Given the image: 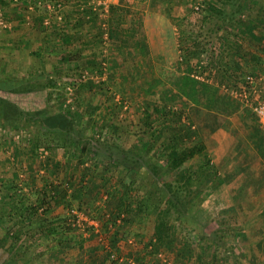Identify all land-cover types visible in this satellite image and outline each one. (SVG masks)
Listing matches in <instances>:
<instances>
[{"label":"trees","instance_id":"obj_1","mask_svg":"<svg viewBox=\"0 0 264 264\" xmlns=\"http://www.w3.org/2000/svg\"><path fill=\"white\" fill-rule=\"evenodd\" d=\"M246 7H248L246 0H202L199 10L194 8L191 12V14L198 16L199 24L192 23V20L189 21L190 17L186 19L176 17L177 19L172 20L179 27L177 29L180 34L189 31L188 33H193L195 37L185 40L179 38V58H181L180 63L183 73L173 76V86L171 85V88L163 86L164 92L161 96V103L160 101L145 102L141 119L145 126V132L140 135L141 137L143 135L147 136L153 141L150 153L147 152V156L138 155L133 149L126 150L118 144H112L107 139L108 135L113 134L114 141H118L117 130L113 124V117L116 112L110 111L103 100L101 102L96 101L97 97L104 95L102 94L104 91L103 86H95V90L88 89V84L82 79L83 72H79L76 86L81 91L83 100L75 104L76 108L73 106L75 102H70L69 105H71L72 110H69V120L66 119V122H62L63 118L59 119L62 116L60 114L52 117L56 120L55 126L60 125V129H62L63 141L60 142L57 138H51L52 135L50 134L43 135L45 139L37 140L34 149L36 151L34 152H48L49 154L44 156V160L40 153L35 155L34 167L37 170L42 167L51 168L55 165V151L62 146L71 144L73 148L80 152L79 158L82 159L80 164L83 165V168L67 172L66 182L62 184L57 179L59 167L56 168L55 166L54 180L47 185L48 188H44L43 194L36 204L26 206L24 198L16 191L13 194L16 198H10L6 206L0 211V225H5L8 221L17 218L19 225L22 226L20 233H25V228H32L33 226L41 229V231L42 228L45 229L46 232L42 233H47L46 237H60V240L53 246L55 254L59 256L74 246L68 241L67 233L69 230L74 231L69 222L72 219L75 220L71 211L77 209L100 222L101 233H93L92 237L102 236L108 239L109 236L114 234L115 239L128 241L130 237L134 236L138 241V250L143 256L157 255L161 250H168L175 257L176 264H191V262L193 264L195 254L189 242L192 233L189 234V232L182 229L181 236H178L176 229L173 228V221L175 220L178 223L179 221L191 222L194 220V216L198 212L197 201L202 196L214 191L217 185L232 182L236 176L245 169H250L252 165L250 157L253 154H251V151L246 150V152H243L246 155L243 153L238 154L232 159L229 165V173L221 175L208 151L209 135L216 133L221 124L218 123L216 116L209 115L208 120H205L197 129L193 127L195 123H193L194 121L188 116L187 112L189 108L195 110L210 108L212 103L219 97L229 99V96L223 93L225 89L228 93L240 89L246 85L248 76L259 78L263 72L264 50H261L258 56L250 59L252 63L250 65L246 60L247 54L250 53L242 49L241 44L236 42L239 34L233 31L228 32L235 38L233 43L228 42L229 40L226 39V42H224L225 40L219 34L227 28V25L233 27L234 23H237V18L241 17L245 20L243 14ZM43 9L47 11L45 6ZM125 9V6L112 5L109 8L108 25L109 32L113 37L110 38L111 41L119 42L123 38L119 32L120 28L125 27L122 15L132 12ZM37 10L40 9L36 7ZM82 10L81 14L83 16L90 17L86 22L82 21L83 26L89 24L92 29L97 30L92 39L95 49L92 56L95 61L84 62L82 59L84 52L76 48L73 50L64 48V54L56 55L59 58V64L65 65L69 72L80 70V68L75 67L76 62H79L81 68H90V71L99 69L102 74L104 69L102 61L104 58L102 32L99 31L98 25L99 16L98 13L93 11L92 6L84 7ZM67 18L64 17V23L68 22ZM53 23L57 29L63 25V23L57 24V21H53ZM69 24L71 25V22ZM80 24V22H77V25ZM62 29L59 36L63 41V45H73L72 35ZM208 34L210 36L215 35L212 43L203 38ZM137 45L142 48L141 42ZM211 51L213 55H217L215 64L212 63V58L209 60L212 56ZM231 55H236L237 59L233 62V65L231 64L232 61H228ZM199 57L202 58V65L199 67L200 74L202 75L204 71L205 73L210 71L211 77L217 75L218 87L206 83V81H210L209 78L202 79L205 82L200 81L199 74H195L199 65ZM204 57L211 64L208 62L203 63ZM240 60L244 61L243 64ZM104 61L109 63L107 66L108 71L111 70L112 59H105ZM60 81L58 78H53L47 85L49 84V86L56 89L59 88V84L61 85ZM62 85L66 86L64 83ZM156 85L160 86V83L156 82V84L145 86L143 89L145 95H152L154 88H158ZM174 89L177 90L176 94L173 91ZM57 100L60 102V99L57 98ZM179 101H182L181 108L177 107ZM95 102L97 103L95 104ZM73 108L81 112L85 118L91 120L97 117L99 112H104L105 114L100 120L105 122L106 125L101 128L100 132H105V130L106 132L100 134L95 131V134H99L98 138L86 137L84 128H78V125H75L73 121L75 119ZM118 108L120 107L118 106L116 109ZM185 117L188 118V124L183 121ZM100 120L94 123L93 128L100 125ZM48 128L51 129V125L48 124ZM163 131L165 132L163 133ZM258 133L261 139L257 142L256 148L260 153H264V134ZM105 134L107 135L106 138L104 137ZM73 158L77 159V157ZM195 160H199V163L197 165L191 164ZM99 166L102 167L100 174ZM144 179L150 180V187L139 197L137 196V186ZM48 189H50L49 192H47ZM119 192H122L120 196H118ZM3 199V203L7 201L4 197ZM61 205L68 207L69 212L63 217H50V214ZM222 213V215L237 217L238 210L236 206H232ZM150 225L153 227V233L147 242L144 233L147 232ZM17 230L16 228L11 229L5 236L2 235L0 230V246L3 247L6 239L12 238L13 232H17ZM224 231V225L221 224L215 237H210V240L213 243L223 240ZM224 245L228 246V243L224 242ZM80 248H83L82 244H80ZM105 248L104 246L101 251L98 248L95 249L89 255L87 264H106L108 261L119 264V258H114L115 252ZM215 249L213 250V256L217 254V247ZM57 256H54V258H58ZM17 258L18 256L15 254L5 264H16ZM195 261L194 264L203 262L202 258H197ZM209 261L207 264H213L212 260ZM71 262L74 263V261ZM71 262L66 261L63 264H72ZM227 264L236 263L228 262Z\"/></svg>","mask_w":264,"mask_h":264},{"label":"rangeland","instance_id":"obj_2","mask_svg":"<svg viewBox=\"0 0 264 264\" xmlns=\"http://www.w3.org/2000/svg\"><path fill=\"white\" fill-rule=\"evenodd\" d=\"M25 1L27 0H21V2H14V0H0V6L3 10V15L0 18V66L4 67L8 71H17L18 73L27 75L28 77L33 76V78L40 80L41 83L45 84L46 92L49 94V97L52 94L49 99L51 112L53 115H62L59 117V119L63 118L62 122H66V119L69 120L68 113L69 110H72V107H70L71 105H69L70 102H75L73 106L76 108L75 104L83 100V95L76 86L78 81L77 75L79 72H83L85 77L82 79H84L85 82L90 79L89 82H91L88 85V89L95 90V86L100 87V85L104 88V91L102 92L104 95L97 97L96 101L101 102L103 100L110 111L116 112V115L113 117V124L117 130L118 141H114L115 137L112 136L113 134L108 135V137L105 134L104 137H107L112 144H118L126 150L133 149L136 154L147 156L146 154L147 152L150 153L153 141H151L147 136L143 135L141 137L140 135L144 134L142 132H145V126L141 120L143 115L140 114V103L134 101V99H136L134 96L136 93H128V85L124 86L128 89L125 91L121 86H116L114 83L110 84V80H107L110 75V69L109 71L107 69V72L104 75L103 73H100L102 71L99 69L90 71V68H81L80 63L76 62L75 67L80 68V70H76V72H69L65 65L59 64V58L55 54L56 51L53 53L51 49L47 50L52 53H48L46 50L47 54H50V56H46L47 54L44 52L41 56L44 55L45 61H40L39 54L41 51H45L44 49L47 45H49L52 50L53 48H59L62 50H65L64 48H68L69 50H73L75 47L73 48L72 45L64 46L63 43L61 44L62 41L59 36L57 38L55 36L50 37L47 39L48 41L45 40L46 36L45 38L40 37V35H42V31H44L43 28L45 26L43 21L45 17L31 13L28 8L25 7ZM40 1L42 0H35V7L43 10L45 5L41 7L39 4ZM201 1L202 0H185L186 3L182 5L181 11L187 14L190 13L189 16L192 23L199 24L198 16L191 14V12L195 7L200 6ZM40 10L38 12H40ZM254 11H251V13H254ZM191 20L189 19V21ZM236 22L237 23H234L235 25L233 27L231 25H227V28L224 29V32H226H222L224 40H229L228 42L231 43L234 41L233 37L228 32H236L238 25L246 30H250L246 27V25H243V22L245 21L241 17L237 18ZM63 25L65 24L63 23ZM235 26L236 28H234ZM177 28L179 27L177 26ZM176 31H178V29ZM187 33L178 34V39L184 38L185 40L190 37L193 38V36L195 37L193 33ZM214 37L215 35L210 36L208 34L203 38L206 39V41L208 40L209 43H212L214 41ZM240 38L244 39L242 37ZM236 41H238L237 38ZM241 41L243 44L247 42L246 39ZM246 44L251 45L249 41ZM216 46L218 47L217 42ZM210 53L212 54V51ZM178 55L180 54L178 53ZM206 55L207 53L205 56ZM167 56L168 55H163V60H167ZM216 57L217 55L212 54L209 60L212 58V63L215 64ZM170 58L173 59L172 56H170ZM82 59L84 62L90 60L91 62L95 61V58L91 55L90 50L83 53ZM105 59L109 60V56ZM203 60V63H210V61H208L205 57ZM201 61L202 58L199 57V65L195 74H199L201 79L209 78V82H211L210 84H214L218 87L219 81L217 75L215 77H211L209 73L210 71H207L206 73L205 71H202L204 75L200 74L199 67L202 65ZM108 64L109 63H107V66ZM162 74H165V72L162 71ZM53 78L61 80V85L59 84L58 86L59 88L55 89L49 86V84L47 85V83H50L49 81ZM63 83L66 86H63ZM104 84L106 85L104 86ZM163 86L169 88V86L164 84L162 87H158L163 91ZM260 92L261 94H264V80H262ZM223 93L226 94V96L228 94V96H232L230 93H226V89ZM57 98L60 99V102H58L59 100H57ZM232 98L238 103L237 99L233 96ZM161 101L162 100H160V103ZM97 102H95V104ZM181 103L182 101L177 103L178 108H181ZM118 106L120 108L116 109ZM200 109L195 110L189 108V111H187L188 116L194 121L193 123H195L193 127L197 129L200 128L203 122L208 120L207 117H209L208 113H202L204 110L202 108ZM73 110L75 111V119H73V121L75 125H78V128H84L86 137L98 138L99 134H95V131H98L100 134H104L106 132V130L105 132H100L101 128L106 125L105 122L100 120L103 118V114H105L104 112H99L100 115L97 114L98 116L91 120L87 117L85 118L84 115L81 112H78L77 109L73 108ZM250 111L252 110L250 109ZM187 119L185 117L183 118V121L188 124ZM99 120L100 125L93 128L94 123L99 122ZM232 122L239 124L240 120L239 118H236L232 120ZM55 123L56 120L54 119L48 120L46 123L47 132L43 131L37 133L35 130H28L15 131L12 133H0V211L6 206V203L10 200V198H16L13 196L16 191L24 198L26 206L36 204L37 200L43 194L44 188H48L49 186L47 185L54 180V176L50 174L51 172L48 171V169L44 171L43 174H40L43 177H37L35 179L36 181H32V172L30 170L34 169V166L32 165L33 161H31L34 159H31L29 156H31L30 153L33 152V149H35V142H37V140L45 139L43 135L50 134L52 135L51 138H57L60 142L63 141L64 137L62 136V129H60V125L55 126ZM48 124L51 125V129L48 128ZM44 132L46 133L44 134ZM164 132L165 131H163V133ZM217 135V132L213 135H209L210 137L208 140V148L211 151V158L214 163H217L218 160V156L216 154L217 144L215 140ZM230 136V134L225 132L224 137L221 139L223 142L229 144V146L232 144V141L229 140ZM60 149L61 150L58 149L55 151V159L56 157L57 159L60 158L59 160H64V158L71 159L67 160L65 164H63L62 161L59 164L62 167L65 165L64 168H59V174L57 176V179L61 182L62 175L67 174V172L71 170L70 166L72 163L78 165L77 167L80 168H83V165L80 164L82 160L79 158L80 152L73 148L71 144L64 147L62 146ZM246 150L251 151V154L254 155H252L253 159H257L252 148H247ZM255 150L257 151V148H255ZM39 153L40 152L38 151L35 155H39ZM223 153V150H219L220 155ZM40 154L41 157L45 155L44 153ZM73 157H77V159ZM15 159H17V162ZM44 159L45 157L43 160ZM198 163L199 160L191 162V164L194 165H197ZM254 163L255 161L252 165ZM59 165H56V168H58ZM45 168L42 167L41 169ZM98 168L100 169V174V172H102V167L99 166ZM256 168H252V170L250 168V172L242 175L235 180V182H232L229 185H217V188L214 191L202 196L201 199L197 201L198 212L194 216V220L191 222L179 221L177 223V221H173V228L176 229L178 236H181L180 232H183L182 229L189 232V234L190 232L192 233L190 235L191 237L189 242L191 243L190 247L193 249V253L195 254L194 261L197 258H202V264H207L210 262L209 260H212L213 264H227L228 262H235L236 264H264V174L263 172H259V169ZM41 169L39 168L38 170ZM15 174L18 176L16 179H14ZM20 175L23 176L21 177ZM24 175L26 177L28 175V178L31 176L30 181H26ZM163 180L165 181V179ZM248 181H250V184ZM34 183L37 187L32 185ZM246 186H248V188H245ZM149 187L150 180H142L137 186V196L140 197L149 189ZM244 190L246 195H248V192L249 195H252L242 196ZM49 191L50 189H48L47 192ZM121 194L122 192H119L118 196ZM3 197L7 200L4 203ZM242 204L244 207H241ZM232 206L237 207V217L222 215L224 210H227ZM68 212V207L66 206H64L63 210L56 208L50 214V217H60ZM221 224H223L225 228V233L222 235L223 240L213 243V241L210 240V237H215L216 231ZM13 228L18 229L17 232L14 231L12 238L6 239L0 252L3 259L7 260H10L11 257L16 254L18 256L16 264H61V260L71 262L72 259H68L71 258V255L74 257V263L71 262L72 264H87L89 255L97 248L101 251L104 246L115 252L116 258H119V264H176L175 257L168 250H161L157 255L152 254L149 256H143L138 250V241H136L134 236L130 237L127 241L115 239L114 234L109 236L107 239L102 236L92 237L93 232L69 230L67 233L69 242L71 241L74 244V247L64 251L65 254L57 256L53 246L60 240V237H46L47 233H42L44 231L46 232V230H43L42 228L41 231V229H38L36 226H33L32 228H25V233H20L22 226L19 225L17 218L8 221L5 225H0L1 233L4 236ZM152 233L153 227L150 225L147 232L144 233L147 242ZM224 242H227L228 246L224 245ZM80 244L83 245V248H80ZM212 245L213 247H211ZM216 247L217 254L213 256V250H216ZM53 255L58 258L55 259ZM113 263L112 261H108L106 264Z\"/></svg>","mask_w":264,"mask_h":264},{"label":"crops","instance_id":"obj_3","mask_svg":"<svg viewBox=\"0 0 264 264\" xmlns=\"http://www.w3.org/2000/svg\"><path fill=\"white\" fill-rule=\"evenodd\" d=\"M43 1L45 4H49V3H53L54 5L61 4L62 8H60V11L64 14V17L66 18L68 17L67 18L68 22L64 23L65 25H61V27L58 29L56 28L55 25L50 27H44L43 28L44 31H42V35H40V37L45 38L46 36L45 40L54 36L57 38L60 35L61 28H63L64 32H67L68 34L72 35L74 39L73 40L74 44L72 45L73 48L75 47L77 50H81L84 52L90 50L92 55L93 51H95L94 43L92 39L94 38L93 37L94 34L97 33V30L92 29L89 24L83 26L82 21L86 22V20H89L90 17L89 16L85 17L81 13L83 12L82 9L84 7L92 6V4L97 0H43ZM106 1L109 2L110 6L111 5L125 6L126 8L125 10L132 11L130 14L126 13L122 15V21L125 22L124 23L125 27L124 28L122 27L119 30L121 36L123 37L122 40L119 42L118 41L114 42L110 40V51L112 53H110L111 55H109L110 56L109 60L112 59V63L110 64L111 70L107 80H110L109 81L110 84L114 83L116 86H121L122 89H124L125 91L128 89H126L124 86L128 85L129 86L128 93L131 92L133 94L136 93V95H134L136 97L134 101L140 103L139 104L140 112H141L140 114L143 115L145 102L160 101L162 93L164 91V90L162 91L161 88L158 87V88H154V93L152 95H145V91L143 90L144 87L159 82L160 86L161 84H164L171 88V85L173 86V76H177L183 73L181 69L182 65L180 63L181 58H179L180 55H178V53L180 54V49L178 48L180 46V42H179L180 40L178 39L179 37L178 34H180V32L176 31L177 26L172 20L175 19L176 17H179V19L189 18L190 13L187 14L181 11L182 5L186 3L185 0H106ZM246 3L248 8L246 7L245 12L243 14V17L245 19L243 25H246V27L250 30H246L240 27V25H238L236 32L239 34V36L237 37L238 41L236 42L237 44H241L242 49L250 53V54L246 53L247 59L246 58L245 59L251 65L252 63L250 59L258 56L261 53V50H264V0H246ZM251 11H254V13H251ZM34 13L36 15H40L41 17L44 16L45 18L48 15L46 9L40 10V12H38L37 10ZM189 19L191 20V18ZM70 22L71 25L69 24ZM77 22H80L81 24L77 25ZM73 27H77V28H73ZM234 28H236V26ZM222 32L226 33L224 31ZM222 32L219 33L221 37H222ZM109 37L111 39L113 38L111 36V32H109ZM240 37L246 39L247 42L249 41L251 45L246 44L247 43L246 41H245L246 43L243 44L241 40L244 39H241ZM222 39L224 38L222 37ZM233 40H235V38H233ZM139 42H141L142 48H140V46L137 45L139 44ZM62 43L63 41L61 42V44ZM47 49H51L53 53L54 51H56L55 54L57 55H62L65 53L62 49L59 48H53L52 50V48H50L49 45H47L44 49L45 51H41L39 54L40 61H45L44 55L43 56L41 55L44 54V52L45 54H47V52L49 51ZM52 52H48V53H52ZM163 55L169 56V57L167 56V58L165 57L167 60L165 59L163 60L162 58ZM46 56H50V54H47ZM170 56H172L173 59H171ZM228 59H229L228 61H232L231 63L232 65L233 62L237 60L236 55H231V57H229ZM240 61L243 64L244 61L243 60ZM165 70H166L165 74H162V71ZM172 72L173 73L175 72V74H173ZM202 79L200 81L205 82ZM89 81L90 79L86 81L88 85L91 83ZM206 83L210 84L211 82L206 81ZM173 91L175 94L177 93L176 89H174ZM246 107L247 106H245L242 102H239V100L237 103L233 100L232 96H229V99L219 97V99H217L212 103L210 108H202L204 110V112L202 113H206V114L208 113V115L216 116L218 119V123L221 124L220 125L221 127L217 130L218 135L215 138L217 144L216 154L218 156V160L217 163H214V165L217 167L221 175L229 173L228 172V170L230 169L229 165L232 162V159L235 158L238 154H242L243 152H246L247 148H252V150H254L255 156L257 157V159H253L252 156L250 157L252 163L255 161V163L251 165L252 167H250L251 170L252 168L255 169L257 167L256 169H259L258 171L263 172L264 174V153H260L258 150L257 151L255 150L257 142L260 141L261 139V136L259 135L258 132L264 134V122L261 121L256 116V114H254V112L250 111ZM236 118H239L240 120L239 124H235L232 122V120ZM225 132L231 135L229 137V140L232 141L231 146H229V144L221 140L224 137ZM58 149L61 150L60 148ZM218 149L220 151L223 150L224 153L220 155ZM34 151L36 150L33 149V152L30 153L31 156H29L31 159H34L31 160L33 161L32 163L33 166L35 165L36 162L35 161L36 157H34L36 152ZM208 151L210 156H212L209 148ZM44 154L48 155L49 153L45 152ZM243 154L246 155V153ZM44 156H42V158H44ZM59 159L60 158L57 159L56 157L55 159L56 165H59L61 161L63 164H65L66 161L69 160L70 158H64V160H59ZM15 160L17 162V159ZM56 165L52 166L51 168L41 169L39 171L37 170V168L34 167L33 170L32 169L30 170L32 172L31 173L32 181H36L35 179L37 177L38 178L43 177L40 174H43L44 171L48 169H49L48 171L51 172L50 174L53 175L54 167ZM77 166L78 165L72 163L70 166L71 170L69 172L80 168ZM63 167H65V165H63ZM63 167L59 165V168H63ZM248 172H250V169H245L238 176H236V178L232 182H235V180H237L242 175L247 174ZM20 176L22 177L23 175ZM65 176L67 175L66 174L62 175V180H61L62 184L66 182ZM16 177L18 176L15 174L14 179H16ZM24 178L26 181H30L31 176L28 178V175L27 177L24 175ZM232 182L223 185H227V184L229 185ZM248 182L250 184V181ZM32 185L36 186L35 183ZM245 188H248V186H246ZM250 195L249 192L248 195H246L245 190L242 194V196H250ZM241 207H244L243 204ZM58 209L63 210L64 205L59 206ZM64 215L66 214H63L60 217H63ZM70 243L71 245H73L71 241ZM70 257L71 258L68 259H72L73 261L74 257L72 255ZM65 261L66 260H61V264H63Z\"/></svg>","mask_w":264,"mask_h":264},{"label":"flooded vegetation","instance_id":"obj_4","mask_svg":"<svg viewBox=\"0 0 264 264\" xmlns=\"http://www.w3.org/2000/svg\"><path fill=\"white\" fill-rule=\"evenodd\" d=\"M16 72L0 66V133L46 131V123L54 116L46 85L33 76ZM6 261L0 252V264Z\"/></svg>","mask_w":264,"mask_h":264},{"label":"built area","instance_id":"obj_5","mask_svg":"<svg viewBox=\"0 0 264 264\" xmlns=\"http://www.w3.org/2000/svg\"><path fill=\"white\" fill-rule=\"evenodd\" d=\"M14 2H21V0H14ZM25 4L28 7V10L32 13L36 11L35 0H27ZM40 6L45 5L47 8V17L44 19V26L50 27L53 24V21H57V24L64 23V14L60 11L62 8L61 4H45L44 1L39 2ZM93 11L98 13L99 16V28L102 32V51L103 58H107L110 51V37H109V8L110 4L106 0H97L92 4ZM200 6L195 7L196 10H199ZM3 15V10L0 6V18ZM89 19V18H88ZM102 61V65L104 67L103 74L105 75L107 72V62ZM85 77V75L83 76ZM262 80H264V66L263 72L260 74L259 78L254 76H248L246 80V85L242 86L240 89H235L230 92V94L237 100L241 101L245 106L249 107L256 116L264 122V94L260 92V86L262 85ZM71 214L74 216L75 220H70L71 227L74 230L85 231V232H93L94 234L101 233L100 222L96 219L91 218L86 215L84 212L78 211L74 209L71 211ZM116 256L114 255V258Z\"/></svg>","mask_w":264,"mask_h":264}]
</instances>
